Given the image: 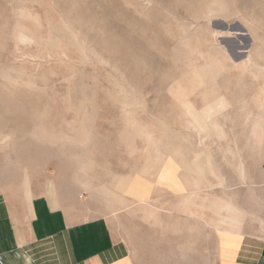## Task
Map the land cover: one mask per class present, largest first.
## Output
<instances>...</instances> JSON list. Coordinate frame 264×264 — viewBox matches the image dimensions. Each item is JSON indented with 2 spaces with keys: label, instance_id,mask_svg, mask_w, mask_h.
Returning <instances> with one entry per match:
<instances>
[{
  "label": "rangeland",
  "instance_id": "obj_1",
  "mask_svg": "<svg viewBox=\"0 0 264 264\" xmlns=\"http://www.w3.org/2000/svg\"><path fill=\"white\" fill-rule=\"evenodd\" d=\"M80 179L138 259L174 214L193 264H217L220 219L264 236V0H0V192L57 207Z\"/></svg>",
  "mask_w": 264,
  "mask_h": 264
},
{
  "label": "crops",
  "instance_id": "obj_2",
  "mask_svg": "<svg viewBox=\"0 0 264 264\" xmlns=\"http://www.w3.org/2000/svg\"><path fill=\"white\" fill-rule=\"evenodd\" d=\"M37 187L39 185L32 183L26 187L27 193L0 192V264H178L182 246L192 258L189 264H193L197 253L193 247L191 250V240L181 245V225L175 214L172 226H167L173 232L172 249L164 250V239L160 244L161 237L157 236L156 249L149 248L148 241L146 252L142 243L138 259L130 246L118 241L111 231L110 219L117 215L111 208H115L116 202H101L91 188L75 197L62 195L56 207ZM91 212L98 214L91 215ZM220 221L217 229L229 231V223ZM251 221L253 225L244 223L241 231L235 227L238 234L221 232V238L226 241L217 255V264H264V236L258 231L259 221ZM165 223L164 218L158 216L157 227L165 230Z\"/></svg>",
  "mask_w": 264,
  "mask_h": 264
},
{
  "label": "bare ground",
  "instance_id": "obj_3",
  "mask_svg": "<svg viewBox=\"0 0 264 264\" xmlns=\"http://www.w3.org/2000/svg\"><path fill=\"white\" fill-rule=\"evenodd\" d=\"M213 13V12H212ZM210 14V13H209ZM217 35V34H216ZM252 49V48H251ZM251 49H249V50H251ZM224 52H226L225 50H224ZM249 52V51H248ZM251 53V52H250ZM246 60L247 61H251V54H249V55H247V57H246ZM241 61V60H240ZM241 62H243V61H241ZM252 63V62H251ZM251 63H249V64H251ZM238 64V63H237ZM243 63H241V65H242ZM247 64H248V62H247ZM259 64V63H258ZM240 65V64H239ZM251 65H253V64H251ZM248 66V65H247ZM258 68V67H257ZM247 70H249V69H247ZM184 91L182 90V88L181 87H179V94L178 95H181L182 93H183ZM182 96H180V98H181ZM220 104H221V101H219L218 102V104H216L215 106H213L211 109H210V111H211V113H210V116L209 115H207V117H211V116H213V114H214V112L217 110V109H219L220 107ZM215 115V114H214ZM204 119H205V117H198V116H196L195 115V121H197V122H201V121H204ZM201 125V128H200V131L202 132H204L206 135H208V136H217L218 134H219V136H221L222 135V130L220 129V127H218L215 123H213V126L212 127H209V128H207V127H204L202 124H200ZM203 127V128H202ZM72 187H73V185H71ZM82 186H84L85 188H88V187H90V188H95L94 190H96V192H97V195H99V196H102V194H104V189L102 190L101 188H98V187H96V186H94L93 184H89L88 183V181L86 180V179H80L79 181H77L76 182V185L74 186L75 188V190L72 188V190H70L69 188V190H67V192L65 193V194H67V196L66 197H71V196H73V197H75V194H78V191L80 190V188L82 187ZM66 187V186H65ZM70 187V186H69ZM67 188V187H66ZM82 189V188H81ZM65 190V189H64ZM87 190V189H86ZM77 192V193H76ZM80 192V191H79ZM77 196V195H76ZM72 199V198H71ZM75 201V200H74ZM73 200H72V202L73 203H75ZM77 202V201H76ZM93 202V201H92ZM235 228V227H234ZM218 231H221V232H225V233H231V234H238L237 232H235V230L233 229V230H229V231H222V230H218Z\"/></svg>",
  "mask_w": 264,
  "mask_h": 264
}]
</instances>
